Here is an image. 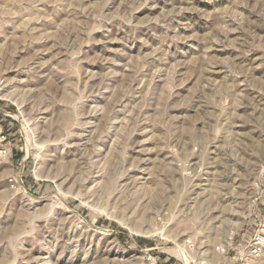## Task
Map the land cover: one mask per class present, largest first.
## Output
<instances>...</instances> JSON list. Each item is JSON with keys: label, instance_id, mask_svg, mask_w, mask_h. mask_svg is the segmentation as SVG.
<instances>
[{"label": "rangeland", "instance_id": "1", "mask_svg": "<svg viewBox=\"0 0 264 264\" xmlns=\"http://www.w3.org/2000/svg\"><path fill=\"white\" fill-rule=\"evenodd\" d=\"M0 264H264V0H0Z\"/></svg>", "mask_w": 264, "mask_h": 264}, {"label": "bare ground", "instance_id": "2", "mask_svg": "<svg viewBox=\"0 0 264 264\" xmlns=\"http://www.w3.org/2000/svg\"><path fill=\"white\" fill-rule=\"evenodd\" d=\"M180 256H181V258H183L184 260L186 259V257H185L182 253H180Z\"/></svg>", "mask_w": 264, "mask_h": 264}]
</instances>
